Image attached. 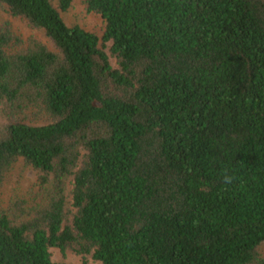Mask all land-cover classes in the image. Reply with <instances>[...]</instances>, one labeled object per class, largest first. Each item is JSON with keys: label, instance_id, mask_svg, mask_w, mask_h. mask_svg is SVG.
I'll list each match as a JSON object with an SVG mask.
<instances>
[{"label": "trees", "instance_id": "obj_1", "mask_svg": "<svg viewBox=\"0 0 264 264\" xmlns=\"http://www.w3.org/2000/svg\"><path fill=\"white\" fill-rule=\"evenodd\" d=\"M71 4L0 0V264H264V0Z\"/></svg>", "mask_w": 264, "mask_h": 264}, {"label": "rangeland", "instance_id": "obj_2", "mask_svg": "<svg viewBox=\"0 0 264 264\" xmlns=\"http://www.w3.org/2000/svg\"><path fill=\"white\" fill-rule=\"evenodd\" d=\"M67 26H79L85 31L101 37L103 34L104 23L100 16L89 14L85 11L82 0H72L69 10L62 15ZM9 21L13 27L25 38L33 36L39 41L46 43L43 35L38 32L30 31L22 22L9 18L3 10L0 9V22ZM112 65H115L114 60ZM36 184L35 173L26 168L22 162H18L8 174L6 182L0 190V202L6 204L12 197L22 198L26 192ZM51 260L56 264H82V258L73 254L63 256L58 250L50 249ZM87 264H100L92 261L90 258Z\"/></svg>", "mask_w": 264, "mask_h": 264}, {"label": "clouds", "instance_id": "obj_3", "mask_svg": "<svg viewBox=\"0 0 264 264\" xmlns=\"http://www.w3.org/2000/svg\"><path fill=\"white\" fill-rule=\"evenodd\" d=\"M223 183L225 184H232L234 182V177L227 172L224 173L223 175Z\"/></svg>", "mask_w": 264, "mask_h": 264}]
</instances>
